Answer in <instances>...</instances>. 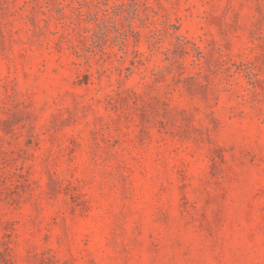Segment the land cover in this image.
Returning a JSON list of instances; mask_svg holds the SVG:
<instances>
[{"label": "rangeland", "instance_id": "374dc122", "mask_svg": "<svg viewBox=\"0 0 264 264\" xmlns=\"http://www.w3.org/2000/svg\"><path fill=\"white\" fill-rule=\"evenodd\" d=\"M0 264H264V0H0Z\"/></svg>", "mask_w": 264, "mask_h": 264}]
</instances>
